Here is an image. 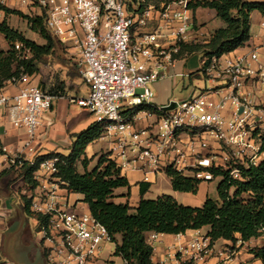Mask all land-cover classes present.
<instances>
[{
	"label": "built area",
	"instance_id": "1",
	"mask_svg": "<svg viewBox=\"0 0 264 264\" xmlns=\"http://www.w3.org/2000/svg\"><path fill=\"white\" fill-rule=\"evenodd\" d=\"M188 1L159 6L147 0L24 1L29 7L45 8L51 34L78 49L89 91L86 97L72 100L93 114L102 137L112 140L110 158L121 172L147 175L172 167L186 177L212 181L216 178L211 169H231L215 157L219 152L212 140L235 151L241 164L258 166L264 112L247 88L250 83L257 86L264 74L254 70L246 58L223 55L206 59L204 75L223 79L227 92L209 89L185 101L162 106L153 103L149 86L170 77L182 46L193 41L196 19ZM15 49L27 59L30 51H23L22 44L17 43ZM251 60L257 61V55L252 54ZM10 84L21 87L13 95L0 90V108H10L12 125L25 130L28 147L35 141L44 115L59 98L33 84L28 75L14 78ZM224 111L231 117L226 118ZM136 112L156 118L155 134L137 128ZM23 161L18 156L12 163L22 166ZM59 161L53 157L31 164L39 162L40 170L64 185L56 177ZM232 176L240 178L239 170L234 169ZM57 188L55 184L49 198L53 199ZM53 205L49 201L43 204L41 199L34 204L41 216H48L41 232L48 237L45 264H96L104 246L112 242L108 230L90 212L60 210ZM199 234L180 251L188 257L185 264H208L215 257L211 239Z\"/></svg>",
	"mask_w": 264,
	"mask_h": 264
},
{
	"label": "trees",
	"instance_id": "2",
	"mask_svg": "<svg viewBox=\"0 0 264 264\" xmlns=\"http://www.w3.org/2000/svg\"><path fill=\"white\" fill-rule=\"evenodd\" d=\"M172 1L147 0L148 3L166 4ZM188 7L194 12L200 8L214 10L217 17L225 23V27L217 29L204 44L183 45L179 55L182 59H185V54L193 55L198 52L209 58L221 57L245 47L251 39L252 13L258 11L264 16V2L249 0H189ZM0 10L6 16L16 15L26 20L30 29L47 43L45 46L38 45L11 28L6 20L0 23V34L9 45L7 51L0 50L2 90L14 78L27 75L29 71L35 72L37 63L43 57L52 55L57 50V45L63 43L47 29L45 8H42L41 16L37 17L10 9L3 4H0ZM17 43L23 45V51H30V58L20 57V53L15 49ZM65 91V87L60 92L53 88L50 94L60 98L65 95ZM101 134L102 129L94 124L77 135L78 141L69 155L53 153L41 156L38 161L59 158L56 177L65 183L69 190L84 196L83 202L88 204L92 216L108 230L112 242L116 244L115 256L121 257L126 264H155L152 260L154 249L147 240L148 233L185 235L188 231L209 227L207 235L212 243L224 240L233 244L241 242L242 246L252 240L264 238V159L258 166L237 164L230 170L211 169L214 177L220 178L217 188L219 199L208 197L202 206L183 205L168 194L156 199H146L144 196L150 184L144 183L146 188L142 189V198L138 206L132 208L129 204L113 202L115 190L130 189L131 186L128 178L122 175L109 155L101 156L97 166L91 172L87 171L89 160L85 153L86 146L99 139ZM260 154H264V134L261 136ZM39 162L32 165L23 161L22 166L16 163L3 171L0 179L6 181L1 188L8 191L14 174L18 172L30 182L33 174L39 169ZM79 163L85 169L84 173L79 172ZM234 169L239 170L240 178L235 179L232 176ZM165 173L171 178L174 191L198 193L201 180L186 177L172 167ZM29 209L30 203H27L24 208L26 214ZM40 219L46 222L48 216H40ZM249 253L264 264V245L251 249Z\"/></svg>",
	"mask_w": 264,
	"mask_h": 264
},
{
	"label": "rangeland",
	"instance_id": "3",
	"mask_svg": "<svg viewBox=\"0 0 264 264\" xmlns=\"http://www.w3.org/2000/svg\"><path fill=\"white\" fill-rule=\"evenodd\" d=\"M11 4H13L15 8H18L16 10L32 17L41 16L42 14V8L40 7L32 9L33 6H30L28 7L31 8L30 11L26 9L25 12L22 11V0H14V3ZM150 4L159 6L164 3L150 2ZM3 5L6 6V3ZM7 17L8 21L4 19V15L0 10V23L6 20L11 28L17 30L27 39L41 46H45L47 44L39 34L33 32L30 29V26L26 20L16 15H9ZM195 18L199 24H201L200 21L203 23L205 22V25H209L211 29H216L223 25L221 20L215 18V11L213 10L200 9L196 12ZM260 29V27H255V25H253L251 31L254 33ZM198 30H200V28L196 26L193 30L194 32L192 37L195 36V33H197ZM211 36L212 35L209 36L206 34L204 35V39L198 41L195 39L189 44H204V42L210 40ZM3 37L4 36L2 35L0 38V49H7L8 43ZM254 41L256 44L260 43V40L258 39H254ZM187 55L189 54L183 55V58L185 57V59L180 58L182 60H180L177 64V72L182 73L184 78L183 76H175L172 80H167L158 85L151 84L149 86L154 94L155 101H158L162 104H168L169 102L173 101H185L192 95H196L200 90L207 88L210 89L216 86V84L209 83L204 75L203 71L207 59L206 56L202 52H198L189 56ZM30 57L31 54L29 52L27 53V59ZM262 59H264V57H262ZM190 74H193L194 76L190 78ZM27 75L32 83L36 82V84H38L47 93H50V90L53 88L57 89L59 92L64 87L66 90L65 95L56 101V105H59V108L62 109V115L57 121H54V123H43L45 126L42 130L43 135L35 142V153L40 155H47L50 153L69 155L72 145H75L78 140L77 135L93 126L96 122V117L93 114L87 113L74 100H72L86 97L89 91V86L84 82L81 72L78 49L68 43H59L57 45V50L52 55L43 57L41 61L37 63V70L35 72L29 71ZM251 89L256 94L258 91L262 90L264 94V84L261 85V88L259 86H253ZM95 145L97 148L102 149L105 147V142L99 139ZM215 148H218L217 150L219 152V155L215 157L218 161L222 163L225 162L226 167L233 168L237 164L239 165L243 162L241 159H239L235 151L231 150L224 143H215ZM89 169L92 170L93 167H89ZM39 171L40 166L39 169L33 174L30 182L23 178V176H20L19 172L14 174L12 180L13 183L10 187V190L7 191L3 188L0 190V202L2 203L0 211L6 210L9 213L11 205H13L15 202L18 203L19 206H17L14 210L12 218L8 221L7 225L13 219L24 215L28 220L29 227L34 236L35 242L39 244L40 248L42 249L46 262L49 255V251L46 247V239L48 237L44 238V235L41 234L43 229L42 226H45L46 224L45 221L40 219L41 213L35 209L34 204L39 202L40 199L43 204L48 201L50 189L48 186H46V182L48 185L56 183L53 181L54 176L45 174L43 170L42 173H38ZM57 182L59 187H63L59 181ZM204 182L207 184H200L197 194L190 193L192 197H187L186 199L181 198L178 201L186 206L198 207L201 206L202 198L204 197L205 193L207 198L209 197L215 200L219 199L217 188L220 180L212 182L206 180ZM142 185L146 186L145 184ZM125 192H128V188ZM179 193L182 195L184 194L182 192ZM27 203H30L28 214H26L24 211ZM207 228L205 227L199 236L208 237L206 233ZM53 238L54 237H52V239ZM263 245L264 238H260L247 242L245 245H243V247H241L238 243H230L229 245H222L221 247L224 248V252L228 254L229 258L226 261L232 260V263L234 264H254L255 260L248 256L250 254L249 252L251 249ZM115 250L116 244L114 242H110L105 245L103 253H101L96 264H108V262H113L114 264H123V260L120 257L115 256ZM0 264H11L3 254L1 240ZM219 264H224V262Z\"/></svg>",
	"mask_w": 264,
	"mask_h": 264
},
{
	"label": "crops",
	"instance_id": "4",
	"mask_svg": "<svg viewBox=\"0 0 264 264\" xmlns=\"http://www.w3.org/2000/svg\"><path fill=\"white\" fill-rule=\"evenodd\" d=\"M24 1L22 0V7L21 10L25 12L26 10H29L31 8H28ZM250 2H264V0H249ZM14 0H0V3H6V6L9 7L10 9H18L13 6ZM34 9V8H32ZM202 9V8H200ZM198 9V10H200ZM196 10L194 12V16L196 17ZM210 10V9H206ZM214 11V10H213ZM3 13V12H2ZM4 15V19L8 21V17ZM215 18L219 19L217 17V13L215 12ZM196 19V18H195ZM213 19V18H212ZM220 20V19H219ZM3 21V20H2ZM222 21V20H221ZM251 39L248 42V44L240 48L232 53L226 54L224 56L226 57H237V58H246L249 62L252 68L256 71H262L264 74V16H262L258 11H255L252 13L251 18ZM202 24H199L196 19V26L200 28L197 33H195V38L193 37V41L195 39L201 40L204 39V35H212L217 29L225 27V23L222 21V26L216 29H211L209 25H205V22H201ZM204 24V25H203ZM260 27L261 29L256 32H252V26L253 25ZM2 35L0 34V38ZM4 38V37H3ZM254 39L260 40L259 44H256ZM192 41H190L191 43ZM206 43V42H204ZM9 49V45L7 49H0L3 51H7ZM256 54L258 57L257 61L251 60V55ZM209 58V57H206ZM182 60V59H180ZM179 60V61H180ZM179 61L176 63L173 69L170 70V77H168L165 80L157 82L155 85H158L160 83H163L167 80H172L175 76H182V73L177 72V64ZM261 68V70L259 69ZM194 75L190 74L189 77L192 78ZM207 81L211 84H216L215 87H212L210 89L217 90L219 92H227L228 91V85L225 84L223 79L221 78H209L205 76ZM184 78V76H183ZM33 84H36V82H33ZM264 84V78L260 77L259 78V83L257 86L261 88V85ZM251 83L248 85L247 90L249 92H253L251 88ZM19 87L21 85H16L13 86L12 84H8L2 91L5 94L8 95H13L15 94ZM207 89L200 90L197 94L204 92ZM253 99L255 103L257 104L258 108L262 109L264 112V94L262 90L258 91L257 94L253 93ZM58 100V99H57ZM61 100V99H60ZM153 103L158 106L166 105L159 103L158 101L153 100ZM262 112V113H263ZM11 110L9 107H1L0 108V174L9 169L13 165V160L17 158L18 156L22 157L25 161L27 162H33L35 160H38L41 156L45 155H40L35 153L36 148H35V142L39 137H42L43 135V128L45 127L43 123H54V121H57L59 117L62 115V109L59 108V105H56V102L53 106V108L47 112L44 115V119L42 122V125L37 131V136L35 137V141L27 147L28 143V136L23 128H16L15 126L12 125L11 122ZM223 114L226 116V118H230L231 114L224 111ZM137 120H136V125L138 129H146L148 128L149 132L151 134L156 133V118L155 117H150L146 118L144 113H137ZM102 140L105 142V147L102 149H99L96 147L95 143L98 140ZM95 140L94 142L90 143L89 145L86 146L85 153L86 157L89 160V165L87 168L88 172H91L98 164V161L101 156L103 155H111V149L113 148V143L112 140L108 137H101ZM78 141V140H77ZM215 140H212V144L215 147ZM81 145V144H80ZM74 145L71 147V151L73 150ZM69 153V154H70ZM53 154V153H50ZM56 154V153H55ZM49 155V154H47ZM264 159V154H262L258 160V165L263 161ZM89 167H93L92 170L89 169ZM78 170L80 173H84L85 169L83 168L82 164H78ZM44 172V171H43ZM38 173H42V170H40ZM123 176L127 177L129 182H130V189L128 188H120L115 190L114 195L115 198L113 199V202L119 203V204H129L130 207L136 208L139 204L140 199L142 198V189H145L146 186H143L142 183H148L150 184L149 190L145 193V198L146 199H156L161 195L168 194L173 196L177 201L181 198L186 199L187 197H192L190 193H184L183 195L179 192H176L173 190L172 187V181L171 178L165 173V172H152L146 175L145 172L142 171H134V172H121ZM220 180V178H216L212 181ZM5 179H0V190L1 186H4L5 184ZM53 181H55L57 185V180L53 178ZM211 181V182H212ZM209 183V182H208ZM46 186L49 187L50 191L54 188L55 184L48 185L47 182L45 183ZM201 184H207L205 182H202ZM12 186V185H11ZM57 191L54 193L53 199L49 198V203H54L53 207L55 209H60V210H73V211H78V212H90V208L88 204L83 202L84 196L78 193H74L71 190L67 188V186L64 184L63 187H59L57 185ZM10 190V189H9ZM50 197V195H49ZM207 199V195L205 193L204 197L202 198V203L201 206L204 204V202ZM38 200V199H36ZM15 201V200H14ZM179 202V201H178ZM180 203V202H179ZM2 203L0 202V208H1ZM19 206L17 202L13 203L10 207L9 213L6 210L0 211V240H1V246L2 242L4 240L5 232L7 230L6 226L8 227L7 223L8 221L12 218V215L14 213V210L16 207ZM199 207V206H198ZM21 213V212H20ZM91 213V212H90ZM207 228V227H206ZM205 228L202 230L198 231H188L186 235H165V234H155V233H148L147 234V240L148 242L152 245L154 249L153 257L152 260L155 264H185L186 260L188 259L187 255L185 253H181L180 251H184L188 241L194 237L195 235L201 233ZM209 228H207V232H209ZM231 242L229 241H224V240H219L215 243H213L215 247V257H213L208 264H219L221 262H224V264H234L232 263V260L226 261L229 257L228 254L225 253L224 248H222V245H229ZM241 247L242 243L238 242ZM107 245V244H106ZM249 257H252L251 259H254L253 255L249 254ZM121 258V257H120ZM122 259V258H121ZM15 258L12 257L10 260H8L11 264H17L14 262ZM123 260V259H122ZM255 260L254 264H261L260 261ZM108 264H114L113 262H108ZM123 264H126L123 260Z\"/></svg>",
	"mask_w": 264,
	"mask_h": 264
},
{
	"label": "flooded vegetation",
	"instance_id": "5",
	"mask_svg": "<svg viewBox=\"0 0 264 264\" xmlns=\"http://www.w3.org/2000/svg\"><path fill=\"white\" fill-rule=\"evenodd\" d=\"M15 223H19L21 224V226L17 235V240L15 241L14 246L11 248V253L18 255V259L20 260L21 264H26L23 254L29 249L27 253L28 262L30 264H40V262L44 264L42 249L40 248L39 244L35 242L26 217L24 215H21L19 218L13 219L8 224L6 231H8L10 227L14 226ZM2 251L5 258L10 260L11 253L7 254L3 248Z\"/></svg>",
	"mask_w": 264,
	"mask_h": 264
},
{
	"label": "water",
	"instance_id": "6",
	"mask_svg": "<svg viewBox=\"0 0 264 264\" xmlns=\"http://www.w3.org/2000/svg\"><path fill=\"white\" fill-rule=\"evenodd\" d=\"M20 226L21 224L19 223H15L14 226L10 227L8 229V231H6L5 236H4V240L2 242V248L6 251L7 254L11 253V248L14 246L15 241L17 240V235L19 233L20 230ZM29 249L24 252L23 257L26 261V264H30L28 262V258H27V253H28ZM14 257L15 260L14 262L17 264H21L20 260L18 259V255L17 254H12L11 253V258ZM40 264H43L42 262H40ZM45 264V262H44Z\"/></svg>",
	"mask_w": 264,
	"mask_h": 264
}]
</instances>
